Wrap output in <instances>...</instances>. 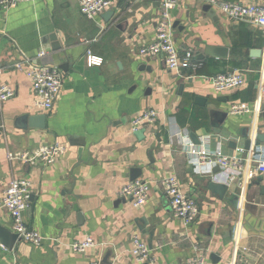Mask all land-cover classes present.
I'll use <instances>...</instances> for the list:
<instances>
[{
    "label": "crops",
    "instance_id": "crops-1",
    "mask_svg": "<svg viewBox=\"0 0 264 264\" xmlns=\"http://www.w3.org/2000/svg\"><path fill=\"white\" fill-rule=\"evenodd\" d=\"M106 10H113L109 20L103 11L83 16L78 0H32L0 8L2 80L15 91L0 104V225L13 232L1 200L11 179L26 177L31 197L23 219L44 237L38 246L19 240L12 250L0 241V264H88L103 262L108 254L109 264H185L195 256L207 264H264V173L251 159L253 148L243 146L256 130L264 131L263 30L227 17L206 0H179L170 12L175 46L181 54L190 51L196 64L181 77L166 68L161 55L139 54L155 38L159 0H112ZM205 46H226L227 57L198 58ZM87 49L102 58L100 65H86ZM256 49L259 56L251 54ZM25 59L57 67L65 63L51 110L36 105L30 79L15 67ZM233 71L242 72L241 87L212 89L210 76ZM197 95L204 104L194 102ZM236 103L250 104L253 112L230 113ZM147 109H155L157 117L137 127L145 129L138 137L132 120ZM25 113L45 114V126L19 127L16 117ZM190 133L200 138L196 149L234 154L240 166L214 173V167L199 168L184 146ZM45 144L63 148L50 164L7 158L10 151ZM259 149L264 154V145ZM132 167L141 169L137 178L149 182L140 206L119 192L131 181ZM167 175L176 176L198 205L190 224L170 211L161 182ZM208 176L232 186L238 200L212 196L204 185ZM134 234L149 248L144 261L130 253ZM86 236L93 245L83 252L70 248Z\"/></svg>",
    "mask_w": 264,
    "mask_h": 264
},
{
    "label": "built area",
    "instance_id": "built-area-1",
    "mask_svg": "<svg viewBox=\"0 0 264 264\" xmlns=\"http://www.w3.org/2000/svg\"><path fill=\"white\" fill-rule=\"evenodd\" d=\"M32 0H0V8L7 9L20 2ZM138 2L142 0H130ZM210 5L216 7L227 17L235 20L249 21L261 27L264 32V3H239L226 0H206ZM179 0H159L160 11L155 21V38L153 41L141 46L139 54L143 56L161 55L164 59L166 68L184 77L186 72L195 69L196 64L193 61V54L186 51L181 54L175 46L171 9H173ZM112 0H78L79 12L88 18L109 8ZM45 50L38 52V57H44ZM86 65H100L102 58L94 55L90 49L85 53ZM15 67L25 72L30 79L32 89L36 98V105L48 111L53 108L54 103L59 97L63 83V73L59 67L45 62H32L25 59L24 62H16ZM212 89L215 91H228L241 87L244 84V78L241 71L228 73H217L209 77ZM260 95L264 96V84L260 86ZM15 94L14 88L2 80V69L0 68V104L10 99ZM232 114L252 113L253 109L248 103H236L229 107ZM157 117L155 109L143 110L132 120L134 129L139 126H145L153 123ZM184 146L189 147V152L194 155L195 162L201 169L208 171L218 166L222 169L240 166L239 158L234 154H224L221 151H210L207 148L196 149L192 141L186 140ZM62 147L58 144H45L32 151H10L7 154L9 160H17L24 163H42L50 164L62 153ZM262 149V148H261ZM259 149L257 152H251V159L255 162V167L260 173H264V154ZM166 194L169 198L170 211L173 216L182 219L190 224L198 214V205L193 198L188 196L180 187L179 180L174 175H167L161 180ZM31 182L26 177H17L9 181L1 200L2 206L11 217V229L17 234L19 240L38 246L44 240V237L35 229L29 227L23 219V213L29 205L31 192ZM120 194L131 198L133 205H143L148 197L149 182L136 178L125 183L119 190ZM94 241L92 237L86 236L83 240L74 241L69 244L74 251L83 252ZM131 255L138 261H144L149 254V248L140 235L134 234L131 239ZM88 264H104L101 260H94ZM185 264H207L203 256H195L188 259Z\"/></svg>",
    "mask_w": 264,
    "mask_h": 264
},
{
    "label": "water",
    "instance_id": "water-1",
    "mask_svg": "<svg viewBox=\"0 0 264 264\" xmlns=\"http://www.w3.org/2000/svg\"><path fill=\"white\" fill-rule=\"evenodd\" d=\"M230 2H237L238 0H226ZM113 15V10H105L103 11V17L106 20H109V18ZM50 39L55 40V34H52L49 36ZM51 48L56 50L59 48L58 44H52ZM260 51L259 50H252L251 54L254 56H259ZM228 54V48L226 46H205L203 51L198 55V58L202 59L204 56H209L213 58H226ZM59 68L62 70H66L65 63L63 65H59ZM229 71H232V68L229 69ZM194 102L197 104H204V98L201 96H195ZM261 109V115L264 118V104L260 106ZM45 114H22L16 117V124L19 127L25 128L26 126H32L36 128H43L45 126ZM145 132L144 128H139L134 131V133L140 137ZM190 139L193 144H199L200 138L197 134L190 133L189 134ZM264 145V131L256 130L253 134V138H246L244 140V148L245 150H249L251 147L253 148L254 152L258 151V148ZM219 170L218 166H215L212 170V173ZM141 174V169L138 167H132L130 169L129 178L131 180L139 177ZM206 189L211 193L212 196L217 197L219 199H228V200H238V194L232 191L230 189L232 186L226 183H221L218 181L213 180L212 176H208V178L205 180L204 183ZM264 187H262V190ZM229 195H231L232 199H229ZM31 197V196H30ZM30 200V198H29ZM237 203V202H236ZM234 204V203H233ZM235 205V204H234ZM237 207V205H236ZM0 241L10 250H12L16 243L19 241L17 234L14 232H11L6 227H3L0 225ZM108 255H105L103 259L104 264H109L108 261Z\"/></svg>",
    "mask_w": 264,
    "mask_h": 264
}]
</instances>
